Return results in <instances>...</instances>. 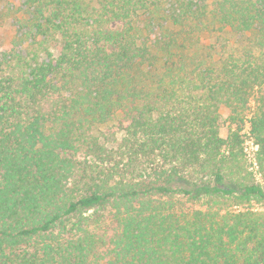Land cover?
<instances>
[{
  "label": "trees",
  "instance_id": "1",
  "mask_svg": "<svg viewBox=\"0 0 264 264\" xmlns=\"http://www.w3.org/2000/svg\"><path fill=\"white\" fill-rule=\"evenodd\" d=\"M0 3V264H264V0Z\"/></svg>",
  "mask_w": 264,
  "mask_h": 264
},
{
  "label": "rangeland",
  "instance_id": "2",
  "mask_svg": "<svg viewBox=\"0 0 264 264\" xmlns=\"http://www.w3.org/2000/svg\"><path fill=\"white\" fill-rule=\"evenodd\" d=\"M1 6V3H0ZM219 32H215V33H205L203 36V39L201 40L202 42L206 43V44H215L216 49L214 51H212L213 53H219V54H223V55H227L230 51H235L236 48H239L240 51L241 47H246L249 49H252V53H256L257 56H261L264 57V49H262L257 43H253V41H255L254 35L253 34H246L245 36L239 38H236L235 36H231L230 34H220ZM227 40H230V44L226 45ZM232 44V45H231ZM243 44V45H242ZM226 45V46H225ZM255 105V101L252 100L251 102V106L254 107ZM221 111V115L223 118V126L221 128V136L223 137H227V134H229V123L227 121V118L230 114V108L223 106L220 109ZM250 115V113L248 114ZM248 130H249V122H246L245 125V133L247 134V138L249 137L250 134H248ZM103 134H105V138L108 137L109 141L114 140V138H120V132L118 131V128L116 125H111L108 126L107 128H105L103 130ZM250 138V137H249ZM250 149V146H249ZM256 208H264V202L263 203H257L254 205Z\"/></svg>",
  "mask_w": 264,
  "mask_h": 264
},
{
  "label": "built area",
  "instance_id": "3",
  "mask_svg": "<svg viewBox=\"0 0 264 264\" xmlns=\"http://www.w3.org/2000/svg\"><path fill=\"white\" fill-rule=\"evenodd\" d=\"M248 134H250L249 130H248ZM249 137L248 138L246 137L245 151H246L247 156L249 157V159L253 162V164L257 168V162H256L255 155H256V151L258 150V145L255 144V142H254L252 137H250V138ZM249 146H250V149H249Z\"/></svg>",
  "mask_w": 264,
  "mask_h": 264
}]
</instances>
